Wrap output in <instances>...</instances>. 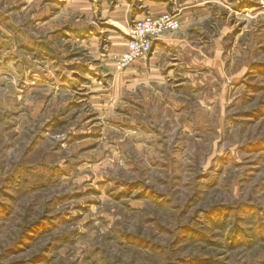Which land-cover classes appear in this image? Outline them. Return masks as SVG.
Returning a JSON list of instances; mask_svg holds the SVG:
<instances>
[{
	"label": "rangeland",
	"instance_id": "rangeland-1",
	"mask_svg": "<svg viewBox=\"0 0 264 264\" xmlns=\"http://www.w3.org/2000/svg\"><path fill=\"white\" fill-rule=\"evenodd\" d=\"M152 1L204 51L157 92L136 2L0 0V264H264V0Z\"/></svg>",
	"mask_w": 264,
	"mask_h": 264
},
{
	"label": "crops",
	"instance_id": "crops-1",
	"mask_svg": "<svg viewBox=\"0 0 264 264\" xmlns=\"http://www.w3.org/2000/svg\"><path fill=\"white\" fill-rule=\"evenodd\" d=\"M42 1L47 4V1L52 2L53 0ZM135 2L136 9L141 10V14L138 16L135 15V19L142 18L145 14L157 17L173 12L178 17L179 28L178 31L171 34L165 33L152 42L151 52L145 58L136 60L130 67H128V69H130L126 71V74L130 76V79H126V82H129L132 88L136 87V84H140L142 89L156 91L153 88L156 86L159 91H161L160 89L166 90L167 85L168 87L170 85L177 87V84L180 83L181 79L193 78L195 70L198 68L199 58L201 59V63H204V51L203 46L198 47L197 40L192 37L196 31L192 29L190 23H186L188 21V16H186L187 11L176 9L175 1H171L170 4L168 1L155 2L152 0H139V3L137 4V1L135 0H117V4L114 6L113 11L111 9L109 13L112 15V13L122 8H126V12H128L127 8L130 5L135 4ZM145 8H147V11H145ZM48 19H51V17L48 18V14H46L43 21L47 23ZM110 19L112 21L111 16ZM110 26L114 29H118L114 22ZM8 47L10 50H13V47L10 44H8ZM15 50L16 49L13 51ZM13 57L19 61L26 59V57L20 55L19 52L18 54H13ZM7 59L8 58H6V60L3 59L4 62L0 65V79H14L12 75L13 72L6 73L4 70H9L10 68L8 67L9 65H6L8 62ZM13 60V64H15L16 61L15 59ZM215 65L218 66V60H215ZM45 76H47V73H45ZM48 81H50V79H46L45 77V84L48 83ZM175 82L177 83L175 84Z\"/></svg>",
	"mask_w": 264,
	"mask_h": 264
},
{
	"label": "built area",
	"instance_id": "built-area-1",
	"mask_svg": "<svg viewBox=\"0 0 264 264\" xmlns=\"http://www.w3.org/2000/svg\"><path fill=\"white\" fill-rule=\"evenodd\" d=\"M178 28V17L172 12L157 17L147 14L133 21L127 32L125 52L120 56L118 66L127 68L136 60L145 58L151 52L155 39Z\"/></svg>",
	"mask_w": 264,
	"mask_h": 264
},
{
	"label": "trees",
	"instance_id": "trees-1",
	"mask_svg": "<svg viewBox=\"0 0 264 264\" xmlns=\"http://www.w3.org/2000/svg\"><path fill=\"white\" fill-rule=\"evenodd\" d=\"M191 233H192V230H191ZM202 237H203V236H202ZM202 237L199 236L200 239H202ZM192 263H193V264H197V263L202 264V259H201L200 257H193V259H192Z\"/></svg>",
	"mask_w": 264,
	"mask_h": 264
}]
</instances>
